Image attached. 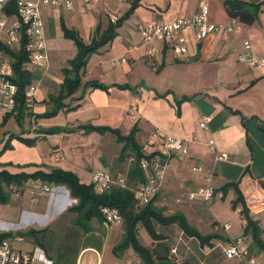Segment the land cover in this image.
I'll return each instance as SVG.
<instances>
[{
	"label": "crops",
	"instance_id": "crops-1",
	"mask_svg": "<svg viewBox=\"0 0 264 264\" xmlns=\"http://www.w3.org/2000/svg\"><path fill=\"white\" fill-rule=\"evenodd\" d=\"M135 1L110 0L98 5L75 1L71 11L56 9L42 14L50 67L45 72L33 70L35 79L32 82L36 84L42 78L47 84H38L32 109L27 112L29 115L23 116L21 124L10 115L0 126V150L11 134L38 140L31 148L11 141L12 149L0 155V170L30 174L61 169L75 174L85 185L90 184L91 173L105 170L128 183L126 174L130 159L117 160L121 145L111 134H85L77 130L45 135L39 134L38 130L92 125L118 129L122 135H127L136 127L135 139L140 146L147 135L155 131L186 140L189 142L188 155H174L166 163L158 189L161 197L155 194V206L158 204L161 208H157H163L165 216L183 214L200 235H216L217 239L210 242L211 247H200L194 239L184 238L176 227H172L167 234L176 230L180 239L170 243L168 238L164 240L169 252L167 259L160 262L171 264V258L175 264H241L225 260L217 247L242 235L244 221L238 214V208H230L233 192L228 190L222 200L213 197L205 202L198 197L189 200L188 196L204 187L207 173H211L209 184L213 191L227 183H235L241 195L254 187L264 191V67L249 69L236 62L244 41L249 43L253 55L264 56V0H137V6L116 29L115 38L90 56L80 74V87L63 101V108L54 117L37 118L51 110L49 97L58 95L64 80L62 70L68 68V62L76 54V48L62 41L61 24L77 31L84 43H90L107 29L112 23L111 18L116 19L114 23L122 19ZM199 3L207 7L209 24L226 25L233 20L239 31L228 35L214 32L195 43L191 30L185 29L187 53L184 56L175 58L164 51L155 59L144 57L138 34L140 25L191 18L198 13ZM91 82L103 85L106 90L92 88L88 85ZM119 86L129 88L120 89ZM134 100L138 106L136 120L131 119L127 112ZM5 115L7 113L0 109V124ZM203 117L210 119L206 131L198 127ZM209 140L212 146L208 145ZM220 153L225 154L226 159L215 161V155ZM119 164L126 169L124 175L119 174ZM193 167H199L201 171H192ZM176 186L186 206L173 210L171 204L176 194L172 192ZM42 187L39 182H29L19 189L21 198L30 189V204L19 215V219L30 216V221L20 228L45 230L44 235H40L45 245L37 246L30 239L33 245L30 253L41 251L52 264H60L57 248L61 243L74 241L79 244L73 264H82L84 260L85 264H101L95 246L99 244L98 222L92 220L89 232L83 234L74 227V216L68 212L76 202L65 187L49 186V193H44ZM226 200L229 210L240 221L236 235L228 233L230 227L218 234L211 228L221 225L212 212L213 208L218 201L224 203ZM263 218L258 219L262 221ZM101 225L106 229L103 223ZM8 228L9 225L0 224L1 230ZM106 230L122 238L119 226ZM156 230L159 233L158 226ZM49 233L60 236V239L50 242ZM72 236L77 241H69ZM89 239L91 242L87 244ZM246 244L255 254L248 238ZM149 249L160 256H164L166 251L163 247H156L151 240ZM173 250L174 255L171 253ZM133 254L132 260H139Z\"/></svg>",
	"mask_w": 264,
	"mask_h": 264
},
{
	"label": "built area",
	"instance_id": "built-area-1",
	"mask_svg": "<svg viewBox=\"0 0 264 264\" xmlns=\"http://www.w3.org/2000/svg\"><path fill=\"white\" fill-rule=\"evenodd\" d=\"M81 1L85 4L98 5L110 0H0V43L10 50H20L26 54L27 64L25 69L33 72L39 70L45 72L50 67V60L47 50V37L45 33L42 14L46 11L65 9L71 11L73 3ZM110 21L114 23L115 18ZM185 29L191 30L192 39L195 43L201 42L207 35L214 32H221L223 35L237 33L239 26L230 20L226 25H212L207 22V7L204 3H199L198 13L191 18H176L171 22H148L138 27L140 46L144 48V57L155 59L165 52L175 58H180L187 53L186 39L183 35ZM122 62L125 60L122 59ZM14 59L9 55L0 52V109L11 114L16 107L18 86L14 83L13 72ZM236 62L249 68L261 69L264 67V56H255L251 52L247 41L242 43V50L236 57ZM35 83L27 85L24 89V103L26 108H31L37 91ZM128 115L136 120L138 115L137 101H132L128 107ZM210 119L203 117L198 123L201 130L206 131ZM208 145H213L208 141ZM189 142L180 138L164 135L160 131H155L147 135L141 145L142 153L149 159L142 158L139 166L145 176V182L131 188L138 207L146 206L157 193L165 174L164 161L174 155H188ZM226 155L217 154L215 161H224ZM132 158H130V162ZM200 172L199 167L191 169ZM211 173H207L205 185L197 193H191L189 200L198 197L205 202L213 197L220 199L219 193H214L210 186ZM90 185L96 194H104L113 188L127 189L128 185L124 178L114 177L107 171L97 170L91 173ZM44 193H49V186L43 185L41 189ZM14 194L15 189H11ZM16 194V193H15ZM18 196V194H17ZM244 207L250 217L256 220L264 216V191L259 187H254L248 193L242 195ZM100 214L103 225L106 229L122 224V218L115 208L101 207ZM229 224L222 226L215 225L214 228L225 232L229 229ZM258 227L264 238V226ZM23 238L0 240V264H52L45 255L39 252H25L16 248V242H22ZM264 241V240H263ZM222 257L227 261H234L241 264H264V258L260 259L248 248L246 238L241 235L228 239L224 244H218ZM172 255L175 254L173 250ZM171 262V258L169 259ZM126 264H142L139 260H132Z\"/></svg>",
	"mask_w": 264,
	"mask_h": 264
},
{
	"label": "trees",
	"instance_id": "trees-1",
	"mask_svg": "<svg viewBox=\"0 0 264 264\" xmlns=\"http://www.w3.org/2000/svg\"><path fill=\"white\" fill-rule=\"evenodd\" d=\"M137 4L138 2L136 0L132 4L131 9L122 19L118 20L116 23H110L102 34L93 38L88 44L83 42L77 31L67 28L64 23L61 24L62 36L65 40H69L73 43L76 48V54L74 58L68 62V68L62 70L64 80L60 86L58 95L55 97H49L51 110L42 115H38L37 118L54 117L57 112L63 108V101L72 96L80 87V74L86 66L90 56L96 54L102 47L110 43L115 38L116 29L119 27L120 23L126 19L129 14H131ZM0 52H3L14 59L13 81L18 86L15 110L13 113L4 116L0 126L5 123L6 119L10 115H13L16 122L21 124L23 116L25 112H27V108L24 103V89L27 85L31 84L35 77L32 72L25 69L27 57L22 49L16 51L10 50L0 43ZM88 85L92 88L106 90V87L98 83L91 82ZM119 88L128 89L129 87L119 86ZM77 130H81L85 134L109 133L115 138L116 143L121 145L117 160L124 161L132 158L129 170L126 174V178L128 179V182L132 184V187L128 186L127 189L113 188L107 193L99 195L94 192L92 185L80 183L75 174L61 169H53L49 172L35 171L30 174L25 172L13 174L6 170H0V206L8 205L10 203L11 189L19 190L29 182H39L43 185L52 187H65L70 198L76 202L68 210V212L74 216V227L81 230L83 234H87L89 232L90 222L92 220L97 221L99 224L103 223V219L100 214L101 207H110L118 210L122 218L124 233L122 240L113 249V253L116 256H121L124 252L131 249L142 264H159L160 261L167 259L166 256L169 252V249L164 245V240H166L168 236L163 235V231L172 229V227H176L182 233L184 238L194 239L200 247H211L210 242L217 239L216 235H200L188 224L185 216L181 213L165 216L163 214V210L154 205L156 195L146 206H137V201L130 189L145 182V176L140 169L139 163L142 158L149 159L150 156L146 157L143 155L141 146L136 142V127L132 128L127 135H122L118 129L92 125L79 126L75 129H53L48 131L38 130V133L52 135L58 133H72ZM13 139L18 140L21 144L29 148L34 147L38 140L37 138H22L21 136L11 134L9 135L8 141H6L0 151V155L3 152L12 149L10 142ZM164 164H166L165 161ZM228 190H231L234 194V200L230 203L231 210H235L238 206V214L244 221L241 236L250 240V247L255 251V254H261L264 256V241L262 239L261 230L258 227V222L253 220L248 215L243 204L242 195L237 189L236 184H224L222 187L215 190L214 193H219L220 199L222 200ZM138 225L145 231L150 240L156 244V247L165 248V257L160 256V254L156 253L154 250L139 244L136 236ZM156 226L160 229L159 233L156 230ZM44 233L45 230L34 231L29 229L25 233L17 232L16 236L32 239L35 245L44 246L45 243L42 242V236ZM11 237L12 235L9 233H0V240ZM45 256L48 261L52 262L51 259H48L47 255Z\"/></svg>",
	"mask_w": 264,
	"mask_h": 264
},
{
	"label": "rangeland",
	"instance_id": "rangeland-1",
	"mask_svg": "<svg viewBox=\"0 0 264 264\" xmlns=\"http://www.w3.org/2000/svg\"><path fill=\"white\" fill-rule=\"evenodd\" d=\"M62 41L66 42V43H69L72 47H74L73 43L71 41L65 40L63 38H62ZM86 44H88V43H86ZM65 55H66V53H65ZM38 82L36 83V85L39 84V86L47 84V83H45V80L42 79V78H40L38 80ZM30 109H32V107L31 108H27V112H29ZM27 112L24 114V116H26V114H28ZM14 140L19 142L16 139H13L11 141H14ZM2 144H3V146L5 145V143H2ZM127 163L130 164L131 162L129 161ZM118 170H119V174L120 175H124L125 172H126V169H124L121 164H119ZM116 178H117V175L115 174L114 175V179H116ZM127 185L132 187L131 186L132 184L129 183V182L127 183ZM32 190H33V188H32ZM15 191H16L15 192L16 194L15 193L11 194L10 203L8 205L0 206V224H4V225H9L10 226V228H8L7 230L6 229H2V230L0 229V233H9V234H11L12 237L9 238V239H17V237H18V236H16L17 232L25 233L26 230L29 229V228L22 229V228H20V226L22 224H24V223H28L30 221V216L26 215L24 218L22 217V218L19 219V215H20L21 210L27 209L29 204H30V189H28L29 192L25 191V194H24L23 198H21L22 195H21V191L20 190H15ZM10 193H11V191H10ZM160 193H161L160 191H158L156 193V194H158L159 198L161 197ZM17 194H18V196H15ZM172 194H176L175 197H174L175 201L173 202V204H171V208L173 210L174 209H180L181 207L186 206V201L180 199V197H179L178 186H176L174 188ZM156 201H155L154 205H156V203H157ZM217 203H218V205L213 208L212 212L217 217L219 223H221V225H219V226H222V225L227 223V224L230 225V230H229L228 233L230 235L238 234L240 221L229 210L228 201L226 200L224 203H221L220 201H218ZM157 207H160V206L157 204ZM166 207H169V205H167ZM237 208L239 210L238 206H237ZM206 215L208 216V214H206ZM251 218L253 220H256L254 217H251ZM257 222L258 223L261 222L260 224L264 225V218L262 219V221H259V219H257ZM99 226L100 227H98V229H97L98 233H99V236H98L99 244H96V243H93V244H96L95 245L96 249L99 252L101 260H102L101 264H126V263L132 261L134 252L131 249H129L128 252L126 251L125 253H123L121 256H116L113 253V249L122 240L123 235H122V238L119 239L117 234L108 233V230L104 229L101 224H99ZM118 226H119V230L124 233L123 224H120ZM211 228H212L213 233L218 234L219 231L222 232L219 228L218 229L216 228V230L213 227H211ZM159 231H160V229H159ZM167 232H168V230L163 231L164 234H167ZM49 234H50V242L52 240H54V239H60V236L59 237L55 236L56 234H54V233H49ZM167 235H170V236H168L169 243L171 241H174V240L175 241H179V239H180L179 232L176 231V230L169 232ZM136 236H137V240H138L139 244H141L142 246H144L146 248H149L150 238L139 225L137 226ZM71 239H74L75 241H77L76 238H74L73 236L68 238L69 241ZM262 239L264 240L263 237H262ZM90 242H91L90 239L88 241H86L87 244L90 243ZM78 244H79L78 242H74V241L71 242V243H67V244L66 243H61V245L57 248V251L59 252L58 260H59L60 264H62V263L63 264H73L74 258H75V253H76V251L78 249L77 248ZM15 246H16V248H19L20 250L25 251V252H30V250H32V248H33L32 247L33 245L30 242V239H27V238H23L22 242H16ZM258 256H259L260 259L264 258V256L261 255V254H258ZM171 262L173 264H175V261L173 259H171ZM35 264H41V263L35 262ZM82 264H85V260L82 262ZM230 264H232V263H230Z\"/></svg>",
	"mask_w": 264,
	"mask_h": 264
},
{
	"label": "water",
	"instance_id": "water-1",
	"mask_svg": "<svg viewBox=\"0 0 264 264\" xmlns=\"http://www.w3.org/2000/svg\"><path fill=\"white\" fill-rule=\"evenodd\" d=\"M159 264H169L168 262H159Z\"/></svg>",
	"mask_w": 264,
	"mask_h": 264
}]
</instances>
